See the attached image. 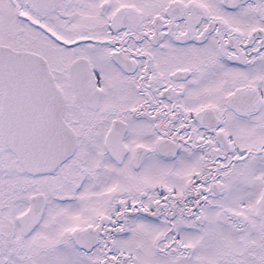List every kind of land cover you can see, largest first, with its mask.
Here are the masks:
<instances>
[{
    "label": "snow or ice",
    "instance_id": "snow-or-ice-1",
    "mask_svg": "<svg viewBox=\"0 0 264 264\" xmlns=\"http://www.w3.org/2000/svg\"><path fill=\"white\" fill-rule=\"evenodd\" d=\"M0 264H264V0H0Z\"/></svg>",
    "mask_w": 264,
    "mask_h": 264
}]
</instances>
